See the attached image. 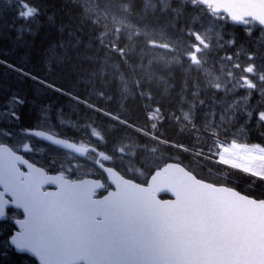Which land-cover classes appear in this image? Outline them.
I'll return each mask as SVG.
<instances>
[{
	"label": "trees",
	"instance_id": "trees-1",
	"mask_svg": "<svg viewBox=\"0 0 264 264\" xmlns=\"http://www.w3.org/2000/svg\"><path fill=\"white\" fill-rule=\"evenodd\" d=\"M154 2L0 0V113L13 96L25 101L19 120L3 115L0 125L23 133L46 121L120 171L150 173L178 154L200 176L264 199V180L217 162L231 135L264 145V45L238 27L213 33L212 14L191 0ZM128 145L130 159L119 150ZM3 232L0 264H37L7 248Z\"/></svg>",
	"mask_w": 264,
	"mask_h": 264
},
{
	"label": "water",
	"instance_id": "water-1",
	"mask_svg": "<svg viewBox=\"0 0 264 264\" xmlns=\"http://www.w3.org/2000/svg\"><path fill=\"white\" fill-rule=\"evenodd\" d=\"M198 1L235 21L250 15L264 24V0ZM40 138L80 156L86 152L49 134ZM0 158V201L9 196L15 203L13 193L22 192L39 205L44 264H264V203L200 181L177 163L155 170L146 185L100 166L114 189L96 198L100 180L72 182L32 164L22 173L13 168L21 160L10 150L0 149ZM47 186L54 189L43 191ZM165 194L170 198L160 197Z\"/></svg>",
	"mask_w": 264,
	"mask_h": 264
},
{
	"label": "snow or ice",
	"instance_id": "snow-or-ice-1",
	"mask_svg": "<svg viewBox=\"0 0 264 264\" xmlns=\"http://www.w3.org/2000/svg\"><path fill=\"white\" fill-rule=\"evenodd\" d=\"M32 12V9H28L25 15H31ZM29 78L31 79L33 77L29 74ZM24 103L25 101L23 100V98L13 96L11 98V106L5 113H0V115L9 116L11 120L17 121L19 120V113L16 111V108L22 107ZM258 119L264 121V113H260ZM23 133L35 137H45L47 135L42 131L33 129H25L23 130ZM0 135H5V133L0 131ZM7 135L11 136L12 134L8 132ZM47 139L51 140L52 137L48 136ZM0 149L15 152L17 158L21 160V169H26V166H30L32 163H34V161L30 162L26 155V153L31 150V145L29 143H24L22 146H19L18 149H14L10 144H6L5 142L0 141ZM16 167L17 166L13 164V168L15 169ZM9 179L13 180V184L15 186V178L11 174H9ZM4 184L5 171L2 158H0V189L3 188ZM37 190L39 191V189ZM13 195H17L18 197L15 203L10 199L7 203L0 201V219L7 218L9 216V209L21 210L23 218L13 217V221L18 230L9 236L8 243L16 253L29 255L34 258L38 262V264H44V262L40 259V253L37 246V236L41 228V215L39 205L33 201L26 200L22 192H14ZM44 195H47V193H44Z\"/></svg>",
	"mask_w": 264,
	"mask_h": 264
},
{
	"label": "rangeland",
	"instance_id": "rangeland-1",
	"mask_svg": "<svg viewBox=\"0 0 264 264\" xmlns=\"http://www.w3.org/2000/svg\"><path fill=\"white\" fill-rule=\"evenodd\" d=\"M27 11L28 10H25V13H27ZM263 38L258 37L256 39L257 43L263 42ZM43 124H45V122ZM13 140L17 144L29 143L30 145H32L31 139L25 135L14 136ZM17 148H19V147H16V149ZM223 150H224V154H225L223 156L224 161H226L230 164H234V165L239 164V165L243 166L244 168L249 167L252 174L264 177V170L262 169L264 166V151L259 150L257 148H253V147H242L241 144L236 143V142H232L230 145L225 147ZM245 151H247V152H245ZM148 152H149L148 154H150V153L156 154L157 153L156 150H149ZM120 154L127 156L129 159H130V156H132V152L127 153L124 150H121ZM54 158L56 159L57 166L60 167L61 171H64L66 173L70 172L72 174L71 175L70 173H68L71 178H80L81 176L87 175L91 172L84 167L85 163L76 164V162L72 161L73 158L70 155H67L65 152L56 150L54 152ZM149 160L151 162H155V161H153L154 157H149ZM127 161H129V160L127 159ZM137 167H139V166H136V168L129 166L128 168H126V170L129 172H136ZM1 231L2 230H0V232ZM7 248H9V247H7Z\"/></svg>",
	"mask_w": 264,
	"mask_h": 264
},
{
	"label": "bare ground",
	"instance_id": "bare-ground-1",
	"mask_svg": "<svg viewBox=\"0 0 264 264\" xmlns=\"http://www.w3.org/2000/svg\"><path fill=\"white\" fill-rule=\"evenodd\" d=\"M224 101V100H223ZM264 170V167L262 168Z\"/></svg>",
	"mask_w": 264,
	"mask_h": 264
}]
</instances>
